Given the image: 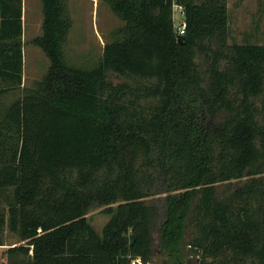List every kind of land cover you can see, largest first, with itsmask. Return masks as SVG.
I'll return each instance as SVG.
<instances>
[{"label": "trees", "instance_id": "trees-1", "mask_svg": "<svg viewBox=\"0 0 264 264\" xmlns=\"http://www.w3.org/2000/svg\"><path fill=\"white\" fill-rule=\"evenodd\" d=\"M41 1L49 67L25 89L22 0H0V247L21 243L5 253L154 264L156 243L163 264H264V42L228 44L227 0H105L123 26L76 68L65 0Z\"/></svg>", "mask_w": 264, "mask_h": 264}, {"label": "rangeland", "instance_id": "rangeland-1", "mask_svg": "<svg viewBox=\"0 0 264 264\" xmlns=\"http://www.w3.org/2000/svg\"><path fill=\"white\" fill-rule=\"evenodd\" d=\"M66 12L71 20L66 44L63 47L64 59L70 66L91 69L100 60L103 47L111 43L115 30L123 26L122 21L109 10L105 0H65ZM23 7V80L22 87L34 88L47 72L49 60L35 45L33 40L42 34V1L22 0ZM228 9V44H263L264 42V0H227ZM181 14L174 11V25L180 24ZM113 84L126 82L125 79L110 76ZM264 178V174H263ZM241 183H234V188ZM228 187L221 184L217 194L226 196ZM113 205L111 208H114ZM107 209L98 205L90 208L86 221L97 233L109 220ZM21 243L8 231L5 234L4 246L0 247V264H19L26 257H10L5 251ZM154 264H163L166 257L159 253L154 243ZM186 264H197V258H187Z\"/></svg>", "mask_w": 264, "mask_h": 264}, {"label": "built area", "instance_id": "built-area-1", "mask_svg": "<svg viewBox=\"0 0 264 264\" xmlns=\"http://www.w3.org/2000/svg\"><path fill=\"white\" fill-rule=\"evenodd\" d=\"M174 10L178 11L179 13H182V9L180 7H175ZM177 34L178 36H183L184 28L182 26L177 27ZM132 264H135V263H132Z\"/></svg>", "mask_w": 264, "mask_h": 264}, {"label": "water", "instance_id": "water-1", "mask_svg": "<svg viewBox=\"0 0 264 264\" xmlns=\"http://www.w3.org/2000/svg\"><path fill=\"white\" fill-rule=\"evenodd\" d=\"M183 40H184V37L183 36H178L177 37V43L178 44L182 45ZM129 241H130V245H133V243H134V237L132 235L129 236Z\"/></svg>", "mask_w": 264, "mask_h": 264}, {"label": "crops", "instance_id": "crops-1", "mask_svg": "<svg viewBox=\"0 0 264 264\" xmlns=\"http://www.w3.org/2000/svg\"><path fill=\"white\" fill-rule=\"evenodd\" d=\"M21 9H22V14H21V21H22V36H21V41L23 40V7L21 4Z\"/></svg>", "mask_w": 264, "mask_h": 264}]
</instances>
